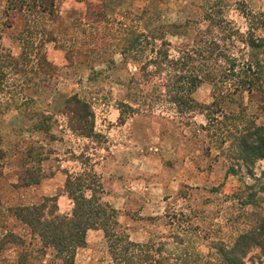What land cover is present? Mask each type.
<instances>
[{
	"label": "rangeland",
	"instance_id": "obj_1",
	"mask_svg": "<svg viewBox=\"0 0 264 264\" xmlns=\"http://www.w3.org/2000/svg\"><path fill=\"white\" fill-rule=\"evenodd\" d=\"M53 4L51 17L45 5L0 0V224L11 199L39 205L50 192L71 212L72 197L94 196L115 210L118 233L162 245L168 264L183 253L186 264H227L236 248L242 264H264L254 235L264 159L246 162L243 148L264 145V0ZM101 158L114 160L108 177L93 168ZM27 177L49 182L34 202ZM78 180L86 186L74 190ZM109 243L87 230L72 264H119ZM13 246L0 264H15Z\"/></svg>",
	"mask_w": 264,
	"mask_h": 264
},
{
	"label": "trees",
	"instance_id": "obj_2",
	"mask_svg": "<svg viewBox=\"0 0 264 264\" xmlns=\"http://www.w3.org/2000/svg\"><path fill=\"white\" fill-rule=\"evenodd\" d=\"M29 2L39 7L45 5L48 15H51V17L54 15L53 11L55 8L53 0H29ZM256 130L262 132L264 128H257ZM259 142V145H248L243 147L246 154H249L247 155V161L244 158L246 162L253 164L257 160L264 159V145L261 144V140ZM2 154L3 152L0 150V155ZM262 174L264 175V171ZM38 180L39 178L32 177L30 181L27 177L24 185H35L38 183ZM83 182V180H78L75 185L73 183L72 186L74 190L85 188L83 186H86V184ZM65 184L67 188L70 187L69 182ZM72 194V192H69L68 197H71ZM72 200L73 207L69 216L56 214V205L53 198H44L41 204L35 206H15L9 208L7 213L23 224L29 230L31 237H33V235L36 236L38 245L35 244L32 246V244H28L27 249L24 247V239L10 232H6L0 237V251L6 244H15L18 245L20 250L16 257L15 264H43L40 257L44 258L46 255L45 250L50 248L53 251L50 264H72L75 250L84 245L85 232L89 229H100L110 242L109 248H111L112 255L114 256L113 261L119 257V264H168L167 258L162 256V245L159 244L153 250L150 243L137 245L129 242L126 236L118 233L119 226L115 220V210L100 204L98 199L94 196L86 198L82 195H77L74 198L72 197ZM48 201L51 202V204L48 209L45 210L47 208L46 202ZM262 222H264V220H262ZM256 232H258V234L254 235L257 236L258 246H260L264 258V223L257 228ZM246 237L247 235L243 234L239 238V242L247 245V241L245 240ZM119 243L123 245L122 251L119 250L120 252L115 254ZM219 253L222 254L224 252L220 250ZM115 255H117L116 258ZM239 255H241V250L238 248L235 250H228L225 261L227 264H242ZM177 257L178 256H176V258ZM182 258L183 264H186L188 257L185 253L182 254Z\"/></svg>",
	"mask_w": 264,
	"mask_h": 264
},
{
	"label": "crops",
	"instance_id": "obj_3",
	"mask_svg": "<svg viewBox=\"0 0 264 264\" xmlns=\"http://www.w3.org/2000/svg\"><path fill=\"white\" fill-rule=\"evenodd\" d=\"M124 150V149H123ZM127 151H130V150H128L127 149ZM120 154H122L121 152H120ZM116 160H118V159H116ZM119 161V160H118ZM112 163H114V160L112 159L111 160V158H105V159H102L101 158V160H99V161H96L94 164V170H95V168H96V170H97V172L101 175V177L103 178V176H107L108 177V175L107 174H105L104 173V171L102 172V170L104 169V168H108L109 166H110V164H112ZM105 180H106V178H104ZM41 185H45V186H48L49 185V182H47L45 179H43V180H41L40 182H38L37 183V185L35 184V185H32V186H28L27 187V191L28 192H26V194H29L28 195V197H30L31 199H30V201H33L34 202V199H35V193H34V191H36V190H40L41 189ZM41 191V190H40ZM37 193H39V192H37ZM49 193L50 192H48V195L47 196H43L44 198H51V196L49 195ZM8 194H10V192H8ZM28 197H27V199H28ZM11 201H12V203H15V204H11V205H14V206H24L23 205V203L22 204H17V202L15 201V200H12L11 199ZM43 201V200H42ZM67 202V204H68V201H67V199H66V197L65 196H59V197H57L56 199H55V205H56V210H57V212H58V214L59 215H61V216H69V214H70V206H64V204ZM39 203V201L38 202H35L33 205L35 206V205H37ZM33 205H29V206H33ZM70 205V204H69ZM138 214L140 215V213L138 212ZM5 219H7L5 222L7 223V225H9L10 227H13V228H11V229H14V230H12V232H10V233H12V234H14V235H16V236H18V237H20L21 239H24L25 237H28V235H29V230L23 225V224H21L17 219H15V218H13V217H11L10 215H7L6 217H5ZM122 220V222L123 223H125L126 225H127V223H128V225L129 226H133V227H135V225L137 224V221H135V220H133V219H130L129 217H127V216H124L123 217V219H121ZM8 221V222H7ZM4 223V222H3ZM7 225H3V224H0V237L3 235V234H5L6 232H5V230L6 229H8V226ZM9 231H11V230H9ZM11 251H15V255L17 256L18 255V253H19V247H12V248H10L9 249V251L8 252H11ZM18 251V252H17Z\"/></svg>",
	"mask_w": 264,
	"mask_h": 264
}]
</instances>
